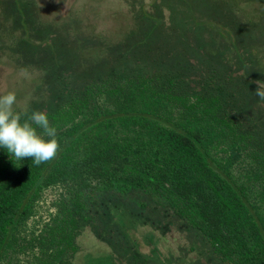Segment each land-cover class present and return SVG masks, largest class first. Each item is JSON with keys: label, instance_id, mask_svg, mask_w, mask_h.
I'll list each match as a JSON object with an SVG mask.
<instances>
[{"label": "rangeland", "instance_id": "rangeland-1", "mask_svg": "<svg viewBox=\"0 0 264 264\" xmlns=\"http://www.w3.org/2000/svg\"><path fill=\"white\" fill-rule=\"evenodd\" d=\"M235 40L237 50L229 45ZM208 65L228 68L232 77L246 73L249 113L264 109L254 95L255 82H264V0H0V95L16 94L13 111L22 122L127 69L182 66L194 86ZM209 151L264 216V177L252 162L219 140ZM76 189L72 182L45 188L1 264L53 259L59 219ZM97 198L86 203L87 218L78 217V250L58 255L59 264H223L197 231L147 198L120 191Z\"/></svg>", "mask_w": 264, "mask_h": 264}, {"label": "trees", "instance_id": "trees-1", "mask_svg": "<svg viewBox=\"0 0 264 264\" xmlns=\"http://www.w3.org/2000/svg\"><path fill=\"white\" fill-rule=\"evenodd\" d=\"M229 45L237 50L240 43ZM184 69H127L72 95L47 114L60 145L48 162L37 166L31 158L17 161L0 151V264L42 191L69 182L76 184L75 201L59 219L55 255L34 264H59V256L75 253L86 203L119 191L147 198L183 220L221 263L264 264V216L209 151L219 140L264 177V109L249 113L246 73L232 77L228 68L208 65L191 86ZM138 101L147 106L126 105ZM173 111L200 126L173 119Z\"/></svg>", "mask_w": 264, "mask_h": 264}, {"label": "clouds", "instance_id": "clouds-1", "mask_svg": "<svg viewBox=\"0 0 264 264\" xmlns=\"http://www.w3.org/2000/svg\"><path fill=\"white\" fill-rule=\"evenodd\" d=\"M255 83L258 88L254 95L264 100V82ZM15 103L14 92L0 95V148L6 149L17 161L31 158L37 166L54 159L60 145L57 129L50 126L47 114L35 111L22 122L21 116L13 111ZM37 127L50 139L45 140L38 134Z\"/></svg>", "mask_w": 264, "mask_h": 264}]
</instances>
